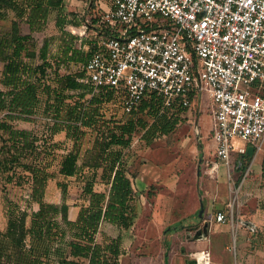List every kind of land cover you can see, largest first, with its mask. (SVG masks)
Here are the masks:
<instances>
[{"label": "trees", "instance_id": "16d2710c", "mask_svg": "<svg viewBox=\"0 0 264 264\" xmlns=\"http://www.w3.org/2000/svg\"><path fill=\"white\" fill-rule=\"evenodd\" d=\"M8 10H12L15 17L9 35L0 38V60L4 62L2 81L8 87L7 90H0V112H6L7 117H16L14 113H17V117L24 115L25 120H31L30 115L39 102L38 88L41 81L49 77L48 67L51 64L47 60L46 43L41 48L42 63L31 67L24 59L26 41L32 35L22 34L21 20H26L31 31L39 30L47 23L52 12L57 11L60 15L64 11V0H0L1 19L6 18ZM101 19H93L98 23L100 32ZM61 22L59 17L57 24L61 26ZM97 48L93 42L87 54L80 58L73 56L72 59L84 65ZM55 71L59 89L44 84L48 92L47 107L52 106V92L56 95L54 106L58 114L52 118V136L65 130V138L73 143L72 148L59 155L61 158L55 171L49 170L52 162L48 157L57 160L55 151L61 147L60 143L58 146L45 140L47 146L37 145L36 138L28 139V130L16 129L7 121L0 120V171H12V174H8L10 181L14 180L16 168L28 171L33 187L31 200L38 205L37 209L31 211L21 207L9 211L7 226L4 230L0 229V264H120V257L126 252L124 232L135 225L138 216V173L132 172L125 149L131 146L133 135L138 131L148 144L156 137L171 133L178 125L181 114L188 109L178 104L166 107L161 98L149 92L137 108L127 113L130 117L126 121L114 117L107 119L101 106L111 99L120 101L125 113L123 91L110 87L94 90L84 68L75 74H58ZM65 90L79 92L69 94ZM70 96L78 100L67 110V120L59 121V105H63ZM83 99L87 100L82 102ZM85 127H93L97 136L93 146L87 149L86 158L80 163L84 155L81 144ZM3 131L9 133V137H5ZM40 148L45 149L43 156L46 159L40 158ZM27 150H30V155L35 153L33 161L24 160ZM243 163V160H239L238 167L243 168ZM262 173L264 175V169ZM57 174L83 180V191L89 196V204L81 206L76 219L70 218L71 206L65 200L57 203L45 198L48 182ZM97 182L104 183L107 190H96ZM58 185L65 199L68 184L59 181ZM104 222L116 225L119 234L113 236L101 232L100 227ZM247 222L246 225L251 224L254 231L257 229L253 220ZM98 234H101V239H98Z\"/></svg>", "mask_w": 264, "mask_h": 264}, {"label": "rangeland", "instance_id": "374dc122", "mask_svg": "<svg viewBox=\"0 0 264 264\" xmlns=\"http://www.w3.org/2000/svg\"><path fill=\"white\" fill-rule=\"evenodd\" d=\"M111 0H64V11L59 13L52 12L44 26L35 31H31L29 24L25 19L21 20L22 34H31L32 38L26 41L24 48V59L31 67L42 63L41 48L45 43L47 60L51 66L48 67V80L41 81L39 92V102L34 108V113L30 115L31 120H25L24 115L17 117H7L6 112H0V120H5L16 129L28 130L29 140L37 139L36 144L45 145V140L51 143L61 144V147L56 148L58 154L57 160H51L52 166L49 168L55 171L58 168L59 155L65 150L72 148V141L65 138V130H61L52 136V128L54 123L52 118L56 116L57 110L54 106L55 93L52 92L50 99L51 107H47L46 99L48 96L47 88L44 84H50L51 88L59 89L58 79L55 77L57 70L58 74H75L83 68L81 61L73 60V56L80 58L89 52L92 43H99L103 37V31L100 32L98 23L93 19L102 18L105 10ZM15 13L8 10L6 18H0V38L3 39L11 31L12 20ZM60 17L62 20L61 26L57 24ZM157 23L166 22V19L157 17ZM31 55L35 57L32 58ZM4 62L0 60V90H7L3 79ZM34 77V76H33ZM57 92V91H56ZM77 94L79 91L65 90V93ZM89 97V94L86 98ZM77 97H68L65 103L60 104L59 121L67 120L65 114L67 110L74 106ZM87 99L81 100L85 102ZM196 102V101H194ZM59 108V107H57ZM208 106L207 96L199 100L195 105L182 113L179 117V122L176 128L167 135L156 137L150 144L142 138L141 131L133 135V141L129 148L125 149L127 160L132 165L131 170L134 173L151 176V180L147 184L141 185L137 190V211L138 216L136 223L129 230L124 232V247L126 252L122 255L123 264L128 259V256H163L164 245L161 243L159 229L156 225V220H159L164 214L165 205L160 199L170 200L168 210L173 209L175 200L180 199L181 194H187L186 202L191 203V193L194 192L196 181L198 189L197 196L201 193L212 200L213 209L215 211L221 208L222 195L225 192V211L229 212L233 206L234 219L239 225V210L250 211L256 208L262 209L264 202V145L259 153L253 155H239L233 153L231 156V175L223 165L220 169V174L211 175L207 160H215L214 149L216 143L212 137V118ZM101 111L107 119L114 117L116 120L126 121L130 115L124 113L121 108V102L117 99L105 102L101 106ZM13 115V116H14ZM148 120L150 117L145 116ZM195 121L199 122L197 124ZM197 128V130H196ZM86 133L82 139L80 163L86 158L87 149L91 148L97 136L93 127H85ZM4 132V131H3ZM5 137H9V133L4 132ZM237 144L247 146V143L238 139L234 140ZM1 144V141H0ZM202 144V146H201ZM206 155L202 156V150ZM42 150L40 158L46 159L45 149ZM25 161H33L34 155H30V150L25 152ZM205 157V158H204ZM239 160H243V168L238 167ZM205 162V164H202ZM87 170V169H86ZM14 180L10 181L8 174L12 171H0V229L4 230L7 226L10 210L28 208L30 211L37 209L36 202L31 200L33 193L31 175L23 168H16ZM202 176V177H201ZM213 179V186L209 189L205 186V178ZM150 179V178H149ZM21 181V183H19ZM59 181H65L68 184L67 194L63 198V191L58 185ZM141 184V183H140ZM95 189L106 191L107 186L104 183L97 182ZM46 200L60 203L66 201L73 205L89 204V196L83 191V180L78 177H63L57 174L55 178H51L46 188ZM206 206V204H205ZM200 211V210H199ZM199 215V213H198ZM241 222V221H240ZM256 224V223H255ZM101 232L116 236L119 234V228L109 222H104L101 227ZM250 231H254L251 227ZM257 230V229H256ZM98 239H101V234H98ZM222 252L214 253V256H221Z\"/></svg>", "mask_w": 264, "mask_h": 264}, {"label": "built area", "instance_id": "2783aa9c", "mask_svg": "<svg viewBox=\"0 0 264 264\" xmlns=\"http://www.w3.org/2000/svg\"><path fill=\"white\" fill-rule=\"evenodd\" d=\"M101 22L102 40L83 65L94 90L123 91L125 113L149 92L166 107L187 109L207 96L216 143V159L207 160L213 176L221 164L231 175L233 153L262 150L264 0H112ZM216 217L236 226L233 206ZM195 256L197 264H210V250Z\"/></svg>", "mask_w": 264, "mask_h": 264}, {"label": "crops", "instance_id": "0c3cea01", "mask_svg": "<svg viewBox=\"0 0 264 264\" xmlns=\"http://www.w3.org/2000/svg\"><path fill=\"white\" fill-rule=\"evenodd\" d=\"M111 4L112 0L108 7ZM207 100L210 107L208 97ZM209 110L211 111V108ZM198 123L195 121L199 130ZM204 150H202V156L206 155ZM222 166L221 164L220 169ZM150 180L151 176L140 172L136 178L137 190L144 188L141 185L145 186ZM196 181L193 184L194 192L190 195L192 199L190 204L183 200V197L187 198L186 193H180V199L175 200L172 210H168L170 200L160 199L165 205V211L159 220H156V225L161 229L159 237L164 245L163 256H128L125 264H197L195 253L204 249L210 250L212 257L213 252L223 254L211 257L210 264H264V209L256 208L241 213L239 210V225L236 224L235 227L230 222H219L217 213L227 212L225 211V192L222 195L221 208L215 211L212 200H207L202 193L200 197L197 196L199 191L196 188ZM204 181L207 189L213 186V179L207 177ZM201 200H204L206 204L202 217L197 215V211L201 208ZM80 208L79 205L70 207L71 219L78 217ZM247 220H253L257 224V230L250 231L251 224L246 225ZM122 257H120V264H123Z\"/></svg>", "mask_w": 264, "mask_h": 264}, {"label": "water", "instance_id": "95a60500", "mask_svg": "<svg viewBox=\"0 0 264 264\" xmlns=\"http://www.w3.org/2000/svg\"><path fill=\"white\" fill-rule=\"evenodd\" d=\"M247 153L249 155H253L254 154V147L253 146H249L248 149H247ZM205 211V204L204 202L201 200V208H200V211H199V216L202 217L203 216V213Z\"/></svg>", "mask_w": 264, "mask_h": 264}, {"label": "bare ground", "instance_id": "6f19581e", "mask_svg": "<svg viewBox=\"0 0 264 264\" xmlns=\"http://www.w3.org/2000/svg\"><path fill=\"white\" fill-rule=\"evenodd\" d=\"M199 256H202V254H199Z\"/></svg>", "mask_w": 264, "mask_h": 264}]
</instances>
